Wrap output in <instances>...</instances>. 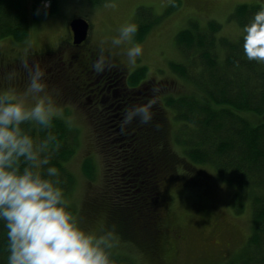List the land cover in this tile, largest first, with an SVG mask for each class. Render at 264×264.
Returning a JSON list of instances; mask_svg holds the SVG:
<instances>
[{
  "label": "rangeland",
  "instance_id": "1",
  "mask_svg": "<svg viewBox=\"0 0 264 264\" xmlns=\"http://www.w3.org/2000/svg\"><path fill=\"white\" fill-rule=\"evenodd\" d=\"M45 2L41 5L43 15L33 23L30 35L24 42L11 38L0 40V88L22 90L27 77L21 61L31 63L28 58L31 54L67 39L70 35L68 25L74 16L86 18L92 24L93 49L97 46L113 48L116 56H123L120 61L124 66L121 68L127 69L129 74L144 68L143 91L136 104L144 103L152 95L156 96L157 105L163 107V120L166 122V134L163 133L161 137L166 153L173 154L185 169L188 167L186 171L195 176L192 185L191 180L188 184L174 181L163 183L165 188L160 193L161 222L153 238L164 235L166 246L161 252V259L150 262L135 248L134 243L127 239L125 241L113 228L106 227L102 214L91 211L85 202L94 194L98 195L105 184L108 151L114 152L112 163L122 158L121 154L118 155L121 141L117 140V136L120 131L111 128L115 141L102 139L106 133L103 135V128L99 125H108L105 119L99 118L101 114L89 108V101L80 89L82 83L74 81L66 71L52 77L54 72L49 62L45 71L47 91L62 113L56 118L65 124V132L52 128L53 135L64 137L59 150L64 153L55 156L52 151L50 164L56 167L62 164L63 171L59 170L61 187L81 225L97 234L111 231V250L119 258L117 264H242L247 255L253 253L250 245L251 206L247 203L241 207L234 202L236 188L219 177L207 161H196L192 167L188 162L191 159L184 151L183 135L179 133L183 132L184 127L172 109L174 104L167 102L166 105L165 100L194 96V86L189 80L173 74L171 64H184L190 74L201 59L199 52L194 53L192 49L180 46L177 35L191 26L204 32V29L208 31L206 27L210 23L221 25V29L215 30L214 40L217 41L215 50L218 58L222 60L225 55L222 43L236 42L241 34V28L231 19L234 11L239 5H257L261 0H100L96 5L89 0H58L55 4ZM127 21H135L138 26L145 25L146 28L142 41L136 40V34L134 37L143 47V54L135 64H130L124 54L128 44H111V37ZM96 59L99 58L93 59L95 65ZM106 59L104 62H109ZM104 62L101 65H105ZM13 71L15 75L9 78L8 74ZM129 80L130 84L135 83L131 76ZM249 117L258 119L257 115ZM142 122L139 119L137 123L136 118L123 125L131 130L136 128L138 137ZM23 126L34 128L37 125L26 123ZM34 139L39 141L40 135ZM137 178L138 174L135 176ZM115 255L111 253L112 257Z\"/></svg>",
  "mask_w": 264,
  "mask_h": 264
},
{
  "label": "trees",
  "instance_id": "2",
  "mask_svg": "<svg viewBox=\"0 0 264 264\" xmlns=\"http://www.w3.org/2000/svg\"><path fill=\"white\" fill-rule=\"evenodd\" d=\"M44 1L58 2L0 0V40L11 38L24 42L30 35L33 23L43 15L41 4ZM89 1L94 5L100 3V0ZM259 6L239 5L231 19L241 28ZM142 26H138L136 33L138 42L146 35L145 25ZM216 28L221 29V25L210 23L208 31L204 29V32L191 26L177 35L178 44L192 49L194 53L199 52L201 59L190 74L184 64H171L173 74L189 80L194 86V96L169 98L165 104H174L172 109L184 127L183 132L179 133L183 135L184 151L192 160L188 161L192 167L196 161H207L219 177L236 188L234 202L241 207L250 204V245L253 253L247 255L242 264L251 261L264 264V62L248 60L243 54L240 38L236 42L222 43L225 55L222 60L218 58L215 50L217 41L214 40ZM208 33L212 36L209 37ZM144 76V68L131 73L135 83L143 81ZM153 106L152 119L142 122L138 137L136 128H113L120 131L117 136V140L121 141L118 155L121 154L122 158L112 163L114 152L108 151L105 184L98 195L85 200L91 211L102 214L106 227L113 228L124 240L134 243L135 248L150 262L161 259V252L166 246L164 235L153 238L161 222L160 193L165 188L163 183L174 181L188 184L191 180L192 185L195 179L191 172L190 175L186 171L187 166L185 169L173 154L166 153L161 142L162 134H166L163 107L158 106L157 102ZM249 115H257L258 119L253 120ZM60 120L53 118L48 128L39 125L23 127L34 138L40 135L43 139L51 134L54 137L51 148L58 156L62 152L59 150L64 137L53 135L52 128L65 132V124ZM99 126L103 128V135L106 133L102 139L115 141L114 131L109 125ZM57 169L63 171L62 164ZM137 174L139 178L136 180ZM4 233L0 226V264H6L7 258ZM110 252L116 254L112 250ZM118 259L116 255L112 257L114 264L118 263Z\"/></svg>",
  "mask_w": 264,
  "mask_h": 264
},
{
  "label": "clouds",
  "instance_id": "3",
  "mask_svg": "<svg viewBox=\"0 0 264 264\" xmlns=\"http://www.w3.org/2000/svg\"><path fill=\"white\" fill-rule=\"evenodd\" d=\"M137 30L135 21H127L111 37L113 46L128 44L124 54L130 64L143 54L142 44L134 40ZM240 39L248 60L264 62V0L242 25ZM104 60L101 54L98 64ZM21 66L26 86L20 91L0 88V226L7 240L6 264H114L111 231L97 234L84 228L71 210L59 170L50 164L54 137L37 141L23 127L48 128L62 113L47 91L39 63L22 60ZM156 102L152 95L132 105L122 123L151 120Z\"/></svg>",
  "mask_w": 264,
  "mask_h": 264
},
{
  "label": "flooded vegetation",
  "instance_id": "4",
  "mask_svg": "<svg viewBox=\"0 0 264 264\" xmlns=\"http://www.w3.org/2000/svg\"><path fill=\"white\" fill-rule=\"evenodd\" d=\"M90 23V22H89ZM92 24L88 37L81 43H75L72 33L59 44L47 46L29 56L31 62H38L40 67L48 70V63H51L52 77H57L61 72L66 71L74 81H80L83 95L89 101V108L96 114H101V119L106 120L109 128L124 129L123 114L136 105L142 95L144 81L134 84L129 83L131 74L121 68L124 65L120 60L123 56H116L112 48L108 49L97 46L93 49L91 45ZM103 54L109 62L105 65L94 64L95 57L100 58ZM180 237V236H179Z\"/></svg>",
  "mask_w": 264,
  "mask_h": 264
},
{
  "label": "water",
  "instance_id": "5",
  "mask_svg": "<svg viewBox=\"0 0 264 264\" xmlns=\"http://www.w3.org/2000/svg\"><path fill=\"white\" fill-rule=\"evenodd\" d=\"M70 27L72 30V33L74 35V42L75 43H81L82 41L86 40L88 30H89V24L88 22L83 18H76L73 19L70 22Z\"/></svg>",
  "mask_w": 264,
  "mask_h": 264
}]
</instances>
